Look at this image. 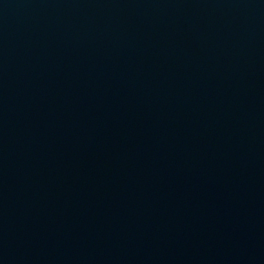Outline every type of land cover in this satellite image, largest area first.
Here are the masks:
<instances>
[{"label":"water","instance_id":"95a60500","mask_svg":"<svg viewBox=\"0 0 264 264\" xmlns=\"http://www.w3.org/2000/svg\"><path fill=\"white\" fill-rule=\"evenodd\" d=\"M0 264H264V0H0Z\"/></svg>","mask_w":264,"mask_h":264}]
</instances>
